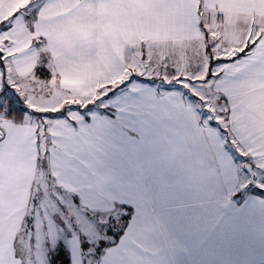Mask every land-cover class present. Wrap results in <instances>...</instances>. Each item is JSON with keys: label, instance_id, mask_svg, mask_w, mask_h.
<instances>
[{"label": "crops", "instance_id": "1", "mask_svg": "<svg viewBox=\"0 0 264 264\" xmlns=\"http://www.w3.org/2000/svg\"><path fill=\"white\" fill-rule=\"evenodd\" d=\"M76 2L80 7L69 11L61 0H0V21L11 25L0 33L2 69L24 76L46 62L66 95L56 111L133 74L131 61L145 47L149 76H136L117 92L119 104L89 117L78 108L63 117L34 108L38 123L3 115L0 264H20L12 258L13 240H19L30 220L40 173L54 182L57 198L73 215L80 195L101 208L135 191L126 167L130 157L159 180L169 207L181 210L185 220L180 227L158 224L139 233L125 254L129 264H264V197L249 191L246 201L237 204L233 195L245 186L264 187V0ZM248 17L256 19V28L248 33L246 23L244 35L231 41L238 45L233 54L213 58L212 30L218 31L221 22L242 25ZM256 40L260 43L243 62L220 59L241 56V49ZM165 46L170 52L167 69L177 71L187 63L195 78L176 72L171 78L166 71L159 84L155 71L163 65ZM217 47L230 49L227 42ZM174 79L181 81L174 84ZM184 80L203 82L206 92L218 97L230 136L203 120ZM141 137L133 151L130 142ZM237 150L248 158H237ZM245 163L253 165L255 186Z\"/></svg>", "mask_w": 264, "mask_h": 264}, {"label": "snow or ice", "instance_id": "2", "mask_svg": "<svg viewBox=\"0 0 264 264\" xmlns=\"http://www.w3.org/2000/svg\"><path fill=\"white\" fill-rule=\"evenodd\" d=\"M52 2L53 0H46V3ZM61 2L66 4L69 11L80 7L76 0H61ZM39 11V8L34 9L33 15ZM18 12L13 13L12 18L17 16ZM36 27L38 28L39 25L37 24ZM10 28L9 23L0 21V33L7 32ZM258 43H260L259 40L250 41L241 49L242 55L239 57L220 59L227 60L232 64H235L237 59L243 62L245 58L251 57L253 49H256ZM2 55L0 53V56ZM0 67H3L2 62H0ZM211 75L217 79L220 78V73L213 72ZM120 99L117 90L112 89L103 97L101 104L111 109L120 103ZM105 100L112 101V103L104 104ZM87 110L88 112L93 111L92 108ZM28 112V107L22 104L10 85L4 84L3 87H0V113L10 116L12 113L26 114ZM203 115L208 117L210 113L204 111ZM219 119L211 122L212 127L221 128ZM224 119H228V117H224ZM223 131L226 133L227 129H223ZM4 140L5 138L0 136V143H3ZM141 142L142 137L141 140L130 142L134 146L133 151H135V145ZM235 155L237 158H243L239 152H235ZM126 167H128L129 179L133 183L135 191L128 198L109 202L101 208L90 206L83 195L76 197L75 202L79 204V210L73 214V222L64 220L61 215L60 231L63 233V238L56 246L51 247L53 254L50 264H129L125 259V254L128 245L136 242L139 233L148 228L155 229L158 224L176 227L182 225L185 220L184 214L179 209L169 207L168 193L145 164L130 157L126 161ZM249 191L264 197V187L249 188L245 186L233 193L236 203H244L246 192ZM29 222L32 224V228L25 231L27 238L32 242L31 231H34L37 225L32 220ZM55 224L56 220L53 218L47 227L51 228ZM94 232H98L96 240L89 238ZM17 242L16 239L13 240L12 258L23 264V260L15 248Z\"/></svg>", "mask_w": 264, "mask_h": 264}, {"label": "rangeland", "instance_id": "3", "mask_svg": "<svg viewBox=\"0 0 264 264\" xmlns=\"http://www.w3.org/2000/svg\"><path fill=\"white\" fill-rule=\"evenodd\" d=\"M245 20L247 21H243L242 25L239 26L231 22H221L219 30L216 29L218 31L212 30V35H215V37H212L211 35L208 38V42L210 44H213L217 48V51L211 54L214 56H212L213 58H215V56L218 57L221 55L222 57H225L233 54L232 48H236L238 45H233L234 43L232 44L231 41L234 37L239 38L240 35H244L246 23L248 24L249 28L248 33L253 27L254 29L256 28L255 18L252 19V22L251 17H248L247 19L245 18ZM221 36H223V38H221ZM244 40L245 39H243L242 41ZM223 42H227L228 47H230V49L219 51L217 47L218 43ZM183 51V55L188 56V49L184 48ZM149 56L150 55L149 53H147V48L145 47L144 52H142V54L138 53L132 59L130 70L131 72H133L134 75L136 74V76H149ZM161 56H163L164 58L163 65L159 72L155 71V75L159 76V79L156 80H158L160 85L163 84V80L162 78L160 79V76H162V73L165 74L166 71H168V74H170L169 77L171 78L175 77L176 73L177 75L178 73L183 74L187 78L196 77L195 73L193 74V71H191L187 67V63L180 64L181 66L177 68V71H174L172 69L168 70L170 57L169 46H165L163 48V54ZM127 77L128 79L130 78L129 76ZM123 81L124 78H122L118 82ZM179 81L181 80L176 81V79H174L173 83L176 84ZM185 83L186 87L190 88L186 89L185 87V90L188 91V95H190V99L198 104L202 113H204V111L212 113L208 117L203 116V120L209 123L216 121L217 118H220L219 123L221 124V128L227 129L226 134L230 136L228 122L226 124L225 119L223 118V116L225 117V112L221 110L223 109V104L221 101H219V99H217L218 97L209 95L205 90L206 85L202 84L203 82H191L186 80ZM205 83H207V81H205ZM4 84L10 85L13 88L15 94L19 97L22 104L28 107L29 112L25 114L26 120L36 121L38 123L36 117L32 115L34 108H38L39 110L44 111H56V109L60 108L59 106L66 103V95L59 90L55 72L53 68L47 65L46 62H41L38 68H36L32 73L24 76H18L15 72L3 70L2 67H0V87H3ZM107 86L108 85L101 87L103 88V95L108 94V92L110 91L106 89ZM193 89L199 96H201V99L195 96V92ZM97 94L100 93L97 92ZM2 117L3 114L0 113V120L2 119ZM236 152H241V154L243 153V151L240 150H237ZM242 157V159L248 158L246 155L243 154ZM244 171L248 176L250 185H252L253 183L251 181L249 173L246 172L247 170L245 168ZM254 184L253 186L256 185ZM54 185V182L51 181L49 177H46L45 181L44 176L41 173L39 174V181L36 182L34 191L35 202L32 203L30 211V220H32L37 225L36 229L34 231H31L33 241H29L25 231L26 229L31 230L32 228V224L29 222V220L26 224L24 234L20 236L16 244V250L23 259L24 264H50L51 255L53 254L51 251V247L56 246L57 243L63 238V233L60 231L61 215L63 216L64 220L73 222L72 212L69 211L68 208L57 198L56 192H58L59 190L56 191ZM53 218H55L56 220L55 226L51 228L47 227V225L50 223V221L53 220ZM90 239L95 240L94 238Z\"/></svg>", "mask_w": 264, "mask_h": 264}, {"label": "trees", "instance_id": "4", "mask_svg": "<svg viewBox=\"0 0 264 264\" xmlns=\"http://www.w3.org/2000/svg\"><path fill=\"white\" fill-rule=\"evenodd\" d=\"M131 75L129 76L130 77L129 79H128V77H124L123 82L109 84L106 87V89L110 90L108 93H110L112 89H116L118 92V91H121L124 88H126L127 85L136 77V75H134V74H131ZM102 90H103V88L98 89V92L100 94L96 93V95L90 96V97L89 96H77L74 98L73 103L69 104L68 106L66 105L65 107H63V108H61V109H59L53 113L56 114L55 116L63 117V116H65V115H63V114H65V112L78 108L79 110H84L83 113L86 115V117H89L90 113L94 112L95 110L104 108V106H102V104H101V101H102L103 97L105 96L102 94V92H103ZM88 108H92L93 111L88 112V110H87ZM105 112H108V109L105 110ZM4 117L6 119L14 120L16 122H21L24 120L25 114L12 113L10 116L4 115Z\"/></svg>", "mask_w": 264, "mask_h": 264}, {"label": "water", "instance_id": "5", "mask_svg": "<svg viewBox=\"0 0 264 264\" xmlns=\"http://www.w3.org/2000/svg\"><path fill=\"white\" fill-rule=\"evenodd\" d=\"M245 168L248 170V172H249V174H250L251 181H252L253 183H256V182H255V172H254V168H253L252 163H247V164L245 165Z\"/></svg>", "mask_w": 264, "mask_h": 264}]
</instances>
